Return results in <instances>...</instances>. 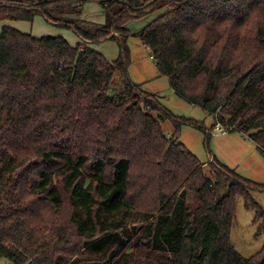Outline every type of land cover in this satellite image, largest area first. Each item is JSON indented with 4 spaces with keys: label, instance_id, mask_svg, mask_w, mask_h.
<instances>
[{
    "label": "trees",
    "instance_id": "16d2710c",
    "mask_svg": "<svg viewBox=\"0 0 264 264\" xmlns=\"http://www.w3.org/2000/svg\"><path fill=\"white\" fill-rule=\"evenodd\" d=\"M87 1L0 0V22L41 16L80 40L1 28L0 259L264 264V244L245 258L230 241L239 197L264 233L250 197L264 188L199 162L178 142L179 120L153 116L155 100L128 77L126 44L140 39L176 95L248 135L264 159V0H96L102 24L73 17ZM104 40L118 43L115 61L90 47Z\"/></svg>",
    "mask_w": 264,
    "mask_h": 264
},
{
    "label": "rangeland",
    "instance_id": "374dc122",
    "mask_svg": "<svg viewBox=\"0 0 264 264\" xmlns=\"http://www.w3.org/2000/svg\"><path fill=\"white\" fill-rule=\"evenodd\" d=\"M151 15L146 19L129 22L130 32L134 34L143 29L150 23ZM73 17L94 24L105 22L104 9L96 0L83 3L80 11ZM3 26L34 37L61 35L72 45L80 43L74 31L50 25L41 16H36L32 22H0V32ZM126 44L129 49L128 77L142 92L155 100L157 111L152 113L153 116L157 118L158 114L167 115L173 117L172 120H179L178 123L182 125L178 130V142L182 143L199 162L208 165L209 161L215 159L244 179L264 188V159L248 135L230 130L227 134L221 135L215 131L214 127L217 124L215 117L201 107L189 104L173 92L168 79L159 73L152 52L140 39L131 36ZM90 47L101 53L109 62L115 61L119 56L120 49L115 41L104 40L91 44ZM124 85L125 80L116 76L114 86L122 88ZM172 120L168 118L161 123L167 136L175 131ZM206 172L209 174L207 169ZM250 197L264 211V191L253 190ZM189 206L191 211L195 212L198 204L194 200H189ZM254 215L252 209L245 207L243 198H237L230 241L236 251L245 258L257 253L264 244V233L260 232V222L254 219ZM0 264L11 263L1 258Z\"/></svg>",
    "mask_w": 264,
    "mask_h": 264
},
{
    "label": "built area",
    "instance_id": "2783aa9c",
    "mask_svg": "<svg viewBox=\"0 0 264 264\" xmlns=\"http://www.w3.org/2000/svg\"><path fill=\"white\" fill-rule=\"evenodd\" d=\"M214 130L220 133L221 135H225L229 132V129L225 126H222L221 124H216L214 127Z\"/></svg>",
    "mask_w": 264,
    "mask_h": 264
},
{
    "label": "crops",
    "instance_id": "0c3cea01",
    "mask_svg": "<svg viewBox=\"0 0 264 264\" xmlns=\"http://www.w3.org/2000/svg\"><path fill=\"white\" fill-rule=\"evenodd\" d=\"M166 11V9H162V10H160V11H158V12H156V13H154V14H152L149 18V20H150V22L151 21H153L155 18H157L159 15H161V14H163L164 12ZM144 19V18H143ZM146 19V18H145ZM131 22V21H130ZM129 23L127 24V29L128 30H130L129 29Z\"/></svg>",
    "mask_w": 264,
    "mask_h": 264
}]
</instances>
